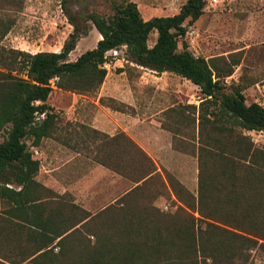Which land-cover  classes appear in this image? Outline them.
I'll list each match as a JSON object with an SVG mask.
<instances>
[{
  "label": "trees",
  "instance_id": "16d2710c",
  "mask_svg": "<svg viewBox=\"0 0 264 264\" xmlns=\"http://www.w3.org/2000/svg\"><path fill=\"white\" fill-rule=\"evenodd\" d=\"M70 3L60 1L72 31L59 52L30 54L10 49L7 57L0 56V205L6 204L1 218L7 224L16 220L22 227L40 222L44 225L52 217L42 220V211H81L71 228L96 219L73 200L54 194L36 180L40 163L32 148L53 136L58 128V113L47 104L52 92L95 95L107 76L109 52L123 48L127 63L157 75L171 73L196 86L202 98L197 118L190 117L189 121H198V130L209 116L214 130L221 133L233 132L222 129L225 122L245 132H264V108L256 103L247 105L235 88L225 93L223 76L210 61L194 56L183 41L188 27L204 14V0H187L177 14L148 20L129 0L111 2L109 13L94 10L86 15L69 9ZM88 25L99 34V41L74 61L69 60ZM153 31L157 37L149 47ZM93 132L102 138L103 157L95 154L96 162L135 186L113 207L114 243L103 236L91 250L86 246L71 249L69 263L62 260L65 248L60 244L54 255L59 264H255L253 251L264 257V150L257 149L250 138L228 136L233 147L229 153L220 136L211 139L215 148L198 150L195 197L173 177L164 175L163 179L150 158L125 134L109 137ZM153 181L174 195L177 204L173 213L153 206L138 209L131 202ZM117 206L121 211L115 209ZM66 232L53 234L61 237ZM18 234L24 235L8 231L7 238L14 239ZM39 234L47 237L50 232ZM32 237L29 232L24 235L26 240ZM38 253L46 257L52 249L30 247L22 249L20 255Z\"/></svg>",
  "mask_w": 264,
  "mask_h": 264
},
{
  "label": "rangeland",
  "instance_id": "374dc122",
  "mask_svg": "<svg viewBox=\"0 0 264 264\" xmlns=\"http://www.w3.org/2000/svg\"><path fill=\"white\" fill-rule=\"evenodd\" d=\"M60 1L61 0H0V56L4 55L7 57L8 51L10 49H17L15 47H19V49L22 48L24 51H30L29 53L43 50L59 52L72 31V27L68 24L61 10ZM120 1L121 0H71L68 7L75 12H79L81 15H86L94 10L109 13V11H111V2L118 3ZM129 1L136 3L142 18L148 20L152 17H167L177 14L181 6L185 4L187 0ZM204 1V14L188 27V32L183 41L187 44L188 50L194 56L202 57L210 61L211 65L217 69L219 75L224 77V74L232 70L231 65L237 64L238 59V54L229 57L230 62L226 61L225 57H223L224 52L238 45L237 40H233L234 42L230 43L226 35V30L224 29V15L234 1L239 2L243 0ZM8 30L10 32L9 36L3 38ZM156 37L157 34L153 31L148 41L149 47L154 44ZM99 39L100 36L96 30L88 25L87 31L80 37L75 50L69 56V60L74 61L81 53L94 48ZM108 59V64L105 68L107 73L108 71H114V74L110 73L107 75L104 82L110 83L114 81L118 82L121 86H127L130 82L133 95H143L144 97L142 99L149 97L151 98V104L144 100L135 110L130 107L126 108L125 105L116 101L112 102L110 98L102 96V102H99V104L104 107V113L111 114L112 108H115L129 113L137 111L147 116L149 110L152 112H159L171 107V105H175L174 109H176V112L182 113L184 126L185 122H187L186 125L190 123V117H195L200 107L202 95L199 89L197 88V90L189 81L174 74L160 75L157 76V78H155L156 75H154L155 77H146L147 79H145L144 83L146 86H140L136 83L139 74L136 72L137 70L135 67L125 62L126 59L123 48L114 51V53L109 52ZM117 60L120 61L117 63ZM0 68H3L1 63ZM223 77L221 79L222 83L224 81ZM99 93L100 89L95 95L83 96L71 92H60V90L55 89L47 101V104L58 113L57 130H59V138L65 139L66 137L70 143L69 146L72 152L80 151L82 156L91 159H95V154H98L99 158L103 157L101 151V136L92 132L87 126L80 125L77 122L67 121L65 115L74 112L75 115L84 116L85 122L91 123L100 110L99 106L94 104ZM107 106H111V108ZM205 106L208 105H204V107ZM209 110H211L210 107L207 111ZM161 115H163V113ZM211 119L212 118L208 116L206 120H202L199 125L198 146H196L194 141L193 145L188 141H184L181 148L186 154L184 156L177 155L175 159H171V157L168 158L167 155L164 166H162L165 175L182 182L190 191L193 189L194 193L196 191L195 184L198 158L195 156L198 150L202 151L205 147L210 149L213 147L215 148L214 143L211 142V139L215 136H220V138L223 139V144L228 153L231 148L233 149L228 136L241 134L250 138L251 142L253 144L255 143L257 149L264 150V134L260 135L254 133L248 136L245 131L233 126L231 122H225V127L222 129H232L233 132L230 133L224 130L221 133L214 130ZM77 128H79L81 132L87 131L85 137L87 142L86 146L81 145L77 147V137L75 136ZM181 135L189 139L191 137L190 127L187 126L183 128ZM194 137L193 133V140ZM196 147L198 150H196ZM90 164L96 166L91 161ZM207 164L209 168H211V164ZM263 165L264 161L261 163V166ZM74 167L78 169V165L74 166V162H71L70 171H73ZM98 178L101 179L102 182L96 186H91L90 190L92 192H89L88 197L90 199H95V201L92 200L90 212L92 214H99L94 217V219L96 218L95 220L90 222V228L86 231V236L83 235V245L89 250H91L95 244L97 245L98 239L103 238V236L105 238L108 236V241L114 243V204L111 203L113 200L119 199L120 196L132 186L130 184L123 186L121 183L114 182V178L111 174H98ZM69 180L75 182V174H70ZM73 182H71L70 187L72 191L76 186ZM160 190L159 182L153 181L148 187L143 188L139 194L134 196L131 202L134 201L135 205H138V209L153 206L164 213H173L177 203L172 200L169 193L164 189L161 190V192ZM73 192L77 193V190ZM159 192L161 193L160 196H158ZM44 195L46 196L47 194L45 193ZM75 199L79 205H83L84 202H87L79 195L76 196ZM107 206L109 208L104 210L106 212H101V214L100 211ZM6 208V204L0 205V211H4ZM115 209L121 211L122 208L117 207ZM194 215L198 217L197 214ZM251 259L255 264H261L264 257L261 253L253 251Z\"/></svg>",
  "mask_w": 264,
  "mask_h": 264
},
{
  "label": "crops",
  "instance_id": "0c3cea01",
  "mask_svg": "<svg viewBox=\"0 0 264 264\" xmlns=\"http://www.w3.org/2000/svg\"><path fill=\"white\" fill-rule=\"evenodd\" d=\"M224 29L226 30V35L230 43L234 42L233 40L238 41L237 46H233V48H229L228 51L223 53V57H225L226 61H229V57L238 54L237 64L231 65L232 72L230 74H224V92H231L232 89L235 88L244 96L247 105L256 103L264 108V0L234 1L224 15ZM9 34L10 32L8 30L3 38H7ZM15 48L17 49L14 50L24 51L22 48ZM24 52L29 53L30 51L26 50ZM40 52L55 51L43 50ZM35 53L37 52L30 54ZM119 61L120 60H117V63ZM130 65L135 67L137 70L136 72L139 74L136 83L140 86H146L144 83L147 76L155 77L154 75H156L155 78H157V76L160 75L164 76L166 74H171L162 73L157 75L150 70L134 66L133 64ZM110 73L114 74V71H108L107 75ZM130 84L129 82L127 86H121L118 82L114 81L110 83L104 82L94 102L96 106H99L100 110L91 123L85 122L84 116L75 115L74 112L66 114V120L69 122H77L80 125L89 127L92 132L94 130L109 137H113L118 133L125 134L150 158L157 169V173L164 179L165 174L162 166H164L167 155L168 158L171 157V159H175L177 155L184 156L186 153L183 152L181 148L184 141H188L192 145L194 141L196 146H198V121H196L194 125L192 122L186 125L187 122H185L184 126L182 113L176 112V109H174L175 105H171V107L159 112H152L149 110L147 116L137 111L129 113L123 110H111V114L104 113V107L99 104V99L102 96L113 99L125 105L126 108L130 107L135 110L144 100L151 104V98L149 97L142 99L144 97L143 95L134 96ZM194 87L197 89L196 86ZM162 113L163 115H161ZM197 116L198 112H196L195 118H197ZM187 126L190 127L191 137L189 139L181 135L182 129ZM193 133L195 136L194 140ZM245 133L248 136L254 133L260 135L264 134V132ZM86 135L87 131L81 132L79 128H77V132L75 133L76 139L78 140H76L77 147L81 145L86 146ZM69 144L66 137L65 139L59 138V130H56L53 136L43 139L38 147L32 148L35 155L34 158L40 163L36 180L54 194L65 196L67 199L73 200L84 212L89 213L90 217H95L99 213L92 214L90 212L92 200L95 201V199H90L88 196L89 192H92L90 190L91 186H96L102 182L101 179L98 178V174H111L114 178V182L121 183L123 186L128 184L132 185L120 196V198L134 188L135 185L132 182L100 165L95 159L82 156L80 151L72 152ZM196 150H198L197 147ZM195 157L197 158V154ZM90 161L96 166H92ZM71 162H74V166L78 165V169L74 167L73 171H70ZM70 174H75V182L69 180ZM71 182L76 185L73 191L77 190V193L73 192L70 188ZM178 182L192 195L197 197L198 158L195 193L193 189L190 191L182 182ZM167 189V193H169L172 200L176 201L170 189ZM78 195L87 202H84L83 205H79L75 199ZM117 200L118 199L113 200L111 204L115 205ZM107 207L103 208L100 213ZM40 214L42 220L49 217H52V220L45 222L46 224L44 225L40 222V224L25 225L22 227L16 220H13L11 224H7L1 218L3 215L2 211H0V264H59V261L57 262L56 259H54V255L58 253L60 244L65 248V257L63 256L62 260L64 261V259H66L67 263H69L71 249L80 250L82 247H85L83 245V235L86 236V231L90 228L89 219L76 225L74 228L70 227L73 220H77L78 214H80V216L82 215L81 211H42ZM8 231H13L15 234L17 231H21L24 235L26 232H29L35 238L32 237L31 240H26L24 239V235L18 234L14 239H8ZM43 231H49L50 234L47 237L40 235L39 233ZM62 231L67 232L61 237H57L53 234ZM36 246H47L52 249V253L46 257L39 256V253L34 256L20 255L22 249L34 248ZM62 260L60 261L63 263Z\"/></svg>",
  "mask_w": 264,
  "mask_h": 264
},
{
  "label": "built area",
  "instance_id": "2783aa9c",
  "mask_svg": "<svg viewBox=\"0 0 264 264\" xmlns=\"http://www.w3.org/2000/svg\"><path fill=\"white\" fill-rule=\"evenodd\" d=\"M113 53H114V51H113ZM115 53H116V52H115ZM105 67H107V66H105ZM40 118H43V115H41Z\"/></svg>",
  "mask_w": 264,
  "mask_h": 264
}]
</instances>
